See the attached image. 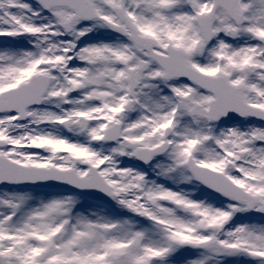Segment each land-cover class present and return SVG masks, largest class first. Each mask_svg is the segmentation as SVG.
<instances>
[{"label": "snow or ice", "instance_id": "snow-or-ice-1", "mask_svg": "<svg viewBox=\"0 0 264 264\" xmlns=\"http://www.w3.org/2000/svg\"><path fill=\"white\" fill-rule=\"evenodd\" d=\"M0 264H264V0H0Z\"/></svg>", "mask_w": 264, "mask_h": 264}]
</instances>
